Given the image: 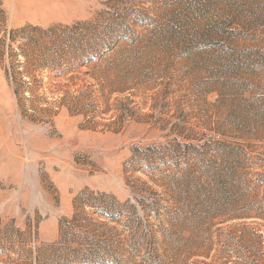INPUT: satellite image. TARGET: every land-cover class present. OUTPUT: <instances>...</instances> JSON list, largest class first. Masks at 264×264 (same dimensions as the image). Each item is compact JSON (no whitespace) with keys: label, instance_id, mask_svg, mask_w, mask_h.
I'll use <instances>...</instances> for the list:
<instances>
[{"label":"rangeland","instance_id":"obj_1","mask_svg":"<svg viewBox=\"0 0 264 264\" xmlns=\"http://www.w3.org/2000/svg\"><path fill=\"white\" fill-rule=\"evenodd\" d=\"M0 264H264V0H0Z\"/></svg>","mask_w":264,"mask_h":264}]
</instances>
